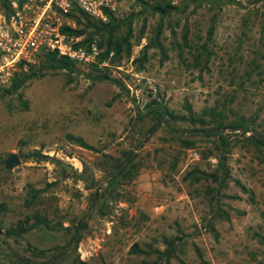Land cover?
<instances>
[{"label": "rangeland", "instance_id": "1", "mask_svg": "<svg viewBox=\"0 0 264 264\" xmlns=\"http://www.w3.org/2000/svg\"><path fill=\"white\" fill-rule=\"evenodd\" d=\"M154 1L116 0L113 39H126L119 56L101 58L99 35L77 15L81 43L95 39L101 50L95 62L48 69L21 97L0 89V264L50 254L52 264L264 262V0H172L178 10L158 34L165 59ZM217 128L227 145L206 133ZM132 149L135 176L107 189L114 158ZM35 150L48 157L30 156ZM12 153L20 163L7 169L1 161ZM30 187L41 193L27 206ZM36 212L53 229L5 234ZM83 218L86 230L68 246L65 228Z\"/></svg>", "mask_w": 264, "mask_h": 264}, {"label": "built area", "instance_id": "2", "mask_svg": "<svg viewBox=\"0 0 264 264\" xmlns=\"http://www.w3.org/2000/svg\"><path fill=\"white\" fill-rule=\"evenodd\" d=\"M115 10L116 0H7V7L0 2V89L20 62L32 63L43 51L95 62L101 52L97 40L85 46L68 29L76 27L75 15L106 21Z\"/></svg>", "mask_w": 264, "mask_h": 264}, {"label": "trees", "instance_id": "3", "mask_svg": "<svg viewBox=\"0 0 264 264\" xmlns=\"http://www.w3.org/2000/svg\"><path fill=\"white\" fill-rule=\"evenodd\" d=\"M172 0H155L153 4L149 6L151 10L154 12H157L159 14L160 20L157 26V32H156V45H159L160 51L162 53V59H165L167 57V54L165 52V49L163 46L160 45V42L158 40V34L161 31V25L164 18L169 17L172 13L176 12L178 10V6L171 2ZM194 1V0H190ZM1 4L5 7H7V0H0ZM77 16V15H75ZM79 16H83L86 18L87 24L89 27L93 28L94 33L99 35V47L103 48V51L100 55L101 58H106L108 54L111 51H114L115 56H119L121 50L123 41L126 42L125 38H117L114 37V32L118 25L121 24L120 21H118L113 13L107 14V20L101 21V20H90L91 18L80 13ZM130 22V19L127 20ZM128 29L130 28V24L127 23ZM70 33L75 35H81L83 30L81 29H68ZM90 38L87 39L89 41ZM86 39H84V42H87ZM83 42V43H84ZM146 46V45H145ZM42 56V59L40 63L35 66L34 63H25L20 62L18 64V70H16L13 73V76L11 78V82L8 87L1 88V91L4 94H17L19 97H21V89L26 84L27 81L33 78L42 77L46 70L52 69V70H66L68 72H73L75 70L76 62L71 60L69 57L64 55H58L55 51H43L40 53ZM144 55V54H142ZM145 59V56H142L138 58L140 63L143 62ZM26 65V66H25ZM107 76L105 74H100L97 76V79L100 78H106ZM114 83H116L119 87H122V83H120L118 80H113ZM190 116L192 117L191 109H190ZM170 117L174 118L172 114H170ZM155 126H152L150 128V132L153 131ZM229 128L230 130H238L242 126L240 123H236L235 125H227L225 126ZM245 129L242 131L244 133ZM208 135H215L217 136L218 140L223 144H226V138L225 134H223L218 128L215 131H207ZM66 138L70 141H73L74 143L78 144L81 147H84L89 150H96V147L92 144H89L85 141L84 138L80 136H74L72 134H66ZM256 142H259L256 140ZM260 143H264L260 142ZM143 144V140H139L138 143L135 145V148H140ZM134 150H124L122 153V156L119 158H114L113 163L110 165V172H109V180H108V187L107 189H112L116 184L117 181L120 178V175L125 179H131L135 176L136 170L138 168L137 163V154L136 152H133ZM30 156H34L37 159L47 158L48 156L41 154L38 150H35L33 152L29 153ZM220 169L225 171V176L228 175L227 173V166L225 165V161L223 160L220 162ZM194 172H198V169H195ZM196 175V174H195ZM106 189V192L109 190ZM41 190L37 188L30 187L27 191V196L24 200L25 205L29 206L31 205L34 200L40 195ZM6 210V204L4 202L0 203V215L3 214ZM42 226L47 229H53V223L52 220H50L46 215L41 213H33L31 215L25 216L23 218L17 219L11 226H9L5 230V234L7 236L12 237H18L23 235L24 233L30 231L31 229ZM87 228V222L86 220L80 219L74 226L66 227L65 229L69 231V238L67 241V245H77L82 237V233ZM1 230V228H0ZM137 247V245H135ZM137 252L136 250H133ZM173 254V249L170 245L167 246L165 255L166 257H170ZM48 259L43 260V262H33L29 258L21 257V260L25 264H52L53 261L56 260L57 256L55 254H50V256L47 257ZM80 264H87L86 262L79 261Z\"/></svg>", "mask_w": 264, "mask_h": 264}, {"label": "water", "instance_id": "4", "mask_svg": "<svg viewBox=\"0 0 264 264\" xmlns=\"http://www.w3.org/2000/svg\"><path fill=\"white\" fill-rule=\"evenodd\" d=\"M1 162L5 165L7 169H11L20 163V157L18 156V154L12 153L7 158L3 159ZM63 167L66 173L70 172V166L64 165Z\"/></svg>", "mask_w": 264, "mask_h": 264}]
</instances>
